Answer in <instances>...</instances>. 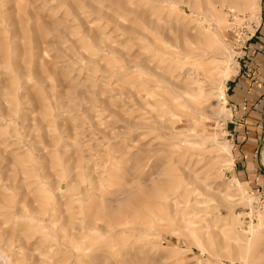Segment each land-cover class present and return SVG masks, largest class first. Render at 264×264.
<instances>
[{
    "label": "rangeland",
    "instance_id": "1",
    "mask_svg": "<svg viewBox=\"0 0 264 264\" xmlns=\"http://www.w3.org/2000/svg\"><path fill=\"white\" fill-rule=\"evenodd\" d=\"M240 1L0 0V264H264L226 138Z\"/></svg>",
    "mask_w": 264,
    "mask_h": 264
},
{
    "label": "crops",
    "instance_id": "2",
    "mask_svg": "<svg viewBox=\"0 0 264 264\" xmlns=\"http://www.w3.org/2000/svg\"><path fill=\"white\" fill-rule=\"evenodd\" d=\"M240 52L242 57L224 93L230 113L226 138L231 144L234 175L254 186L257 180L264 182L258 167L264 136V0L259 2L258 24Z\"/></svg>",
    "mask_w": 264,
    "mask_h": 264
},
{
    "label": "bare ground",
    "instance_id": "3",
    "mask_svg": "<svg viewBox=\"0 0 264 264\" xmlns=\"http://www.w3.org/2000/svg\"><path fill=\"white\" fill-rule=\"evenodd\" d=\"M258 1L259 0H241L240 1V4L242 5V7L245 9V10H248V11H250V12H252V11H256V12H258V10H259V7H258ZM213 40H214V38L213 37H211ZM222 94V93H221ZM199 95L201 96V97H203V98H205L206 97V95L204 94V91H200L199 92ZM203 98H198L196 101L198 102V100L200 99H203ZM206 100V99H205ZM204 100V101H205ZM200 114V113H199ZM204 117V116H203ZM230 148V147H229ZM260 164L264 167V164H263V162H262V160L264 161V147L262 148V150H261V152H260ZM249 229H250V227H249ZM1 258V257H0ZM1 260V259H0ZM5 260V259H4ZM3 263H6V264H10V263H8L7 261H5V262H3Z\"/></svg>",
    "mask_w": 264,
    "mask_h": 264
},
{
    "label": "water",
    "instance_id": "4",
    "mask_svg": "<svg viewBox=\"0 0 264 264\" xmlns=\"http://www.w3.org/2000/svg\"><path fill=\"white\" fill-rule=\"evenodd\" d=\"M258 167L260 168V170L264 173V167L259 163Z\"/></svg>",
    "mask_w": 264,
    "mask_h": 264
}]
</instances>
